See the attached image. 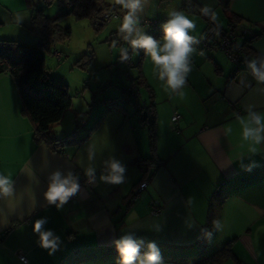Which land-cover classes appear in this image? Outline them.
<instances>
[{
	"label": "crops",
	"instance_id": "1",
	"mask_svg": "<svg viewBox=\"0 0 264 264\" xmlns=\"http://www.w3.org/2000/svg\"><path fill=\"white\" fill-rule=\"evenodd\" d=\"M193 1L199 6L211 5L217 20L213 22L188 10L183 0H151L141 17L147 34H152V28L143 21L167 17L173 8L195 20L196 31L192 35L198 39L211 25L225 29L231 13L240 24L254 23L259 28L260 32L249 42V57L236 64L219 48L195 45L192 71L183 96H178L164 91L152 62L143 55L140 70L134 67L132 74L134 79L141 73L144 83L137 88L141 95L129 92L131 101L125 98L121 105L110 106L109 100L115 97L103 91L92 124L86 128L85 121L81 125L85 130L75 136L81 140L77 144L52 150L37 143L31 123L21 113V100L12 77L9 73L0 74V173L14 179L15 188L23 197L9 202L8 206H15V213L8 216L6 225L0 226V264H116L113 240L127 231H136L145 244L155 242L164 264H192L227 241L235 258L243 264H264V146L261 154L251 157L255 166L244 170L237 160L249 153L246 145L241 146L240 129L235 123V116L245 115L249 105L264 112V84H258L247 68V61L264 50V0H232L227 14L221 10L220 0ZM38 8L49 16L53 11L51 17L60 14L55 2L0 0V39L35 40L29 26ZM117 19L119 22L111 31L119 28L120 18ZM118 45L128 47L123 40ZM129 52L136 62L139 54L133 56ZM124 85H117L118 93L127 88ZM151 102L155 112L156 163L147 174L145 187L127 204L129 194L143 179L140 163L152 153L147 127L140 124L133 105ZM173 112L179 115L176 124L171 120ZM65 114L64 111L62 118ZM229 124L233 132L226 135ZM50 130L54 137L74 139L72 135L68 137L69 133L65 135L67 132L60 134L55 124ZM89 145L96 150V183H80L78 194L61 211L48 206L43 196L48 173L60 168L84 176L88 165L85 149ZM110 156L127 167L122 184L99 180L101 161ZM243 163L249 165V158ZM153 201L161 209L159 215L150 213ZM0 207L7 206L0 202ZM40 217L48 218L46 227L63 241L54 255L36 243L32 224ZM213 220L220 222L219 231L213 229ZM186 221L195 226L187 227ZM155 224H159L160 231L151 230ZM202 228L212 231L211 240L205 238ZM17 250L26 255V263L18 258ZM219 264L236 262L228 257Z\"/></svg>",
	"mask_w": 264,
	"mask_h": 264
},
{
	"label": "clouds",
	"instance_id": "2",
	"mask_svg": "<svg viewBox=\"0 0 264 264\" xmlns=\"http://www.w3.org/2000/svg\"><path fill=\"white\" fill-rule=\"evenodd\" d=\"M192 6V0H187ZM151 4V0H114V5L119 6L122 17L117 32L119 39L126 42L128 47L120 49V62L130 59L129 51L144 55L153 64L156 78L161 82L164 91L169 94L183 96L184 88L187 86V78L192 71V56L196 52L195 45L201 42V38L192 35L196 31V22L185 14L183 10L173 8L167 13V19L162 23V36L157 39L147 34L141 22L145 9ZM199 13L215 22L217 14L209 4L196 6ZM219 35V33H216ZM113 41V47L116 46ZM203 55V53H200ZM247 68L251 76L258 84H264V50L258 52L247 61ZM245 115L237 114L235 123L240 129L241 146H247L249 155H241L237 161L246 171L255 166L251 157L261 154V146H264V112L256 111L255 107L249 105L245 108ZM233 132L232 125L225 127V134ZM87 152L88 165L84 168V176L88 184L97 181L96 150L89 145ZM249 158V165L245 166L243 161ZM99 180L113 185H119L126 180V165L114 156L101 161ZM80 176L72 170L56 168L47 175V187L43 193L44 200L48 206H55L58 211L63 210L70 198L80 191ZM23 199L15 188L14 179L0 173V202L7 207H0V226L7 224L10 214L15 213V206H8L9 202ZM47 217H40L32 224L33 233L36 235V243L46 250L49 255H54L60 250L63 241L53 229L47 228ZM187 227L195 226L194 222H187ZM213 229L220 230V222L212 221ZM152 231H160L159 224H155ZM205 238L211 240L212 231L202 228ZM117 252L116 264H164L160 249L155 242H147L136 235V231H127L113 240Z\"/></svg>",
	"mask_w": 264,
	"mask_h": 264
},
{
	"label": "trees",
	"instance_id": "3",
	"mask_svg": "<svg viewBox=\"0 0 264 264\" xmlns=\"http://www.w3.org/2000/svg\"><path fill=\"white\" fill-rule=\"evenodd\" d=\"M46 1L48 3L55 2L60 7V14L51 17L45 14L41 8L33 12L29 30L34 34L35 40L0 39V74L9 73L12 77L20 96L21 113L29 120L33 127V139L37 143L45 144L52 150H61L65 145L69 143L77 144L81 140L67 139L66 136L57 138L52 136L50 132L51 127L61 120L64 111L72 104V96L69 92L68 83L62 79H54L50 75L49 69L45 63L46 53H49L50 50H56L52 48L58 43L64 42L71 35V26L62 25L60 19L67 15H72L75 19H85L91 25L92 30L95 33H99L108 22L103 16L105 12L116 11L118 13V18L122 17V12L119 6L114 5V0ZM231 1L232 0L219 1L221 10L225 14L229 13ZM183 3L188 10L199 12L196 7L199 5L193 0L192 6L188 4L187 0H183ZM228 15L230 17L228 24L239 23V18L236 17V15L231 13ZM209 29L219 31L220 33L224 30L215 28L214 25H211ZM112 32L116 34L118 29ZM259 32L260 31L256 32L243 43L248 50V55L251 54L249 42ZM151 35L158 39L162 35V28L152 29ZM115 40L117 42L116 44L121 42L117 34ZM42 43L44 45H42ZM92 55L93 53L91 51L84 54L87 59H92ZM143 55V51H140L137 61L133 62L131 66H135L140 70ZM248 55L242 56L240 60L249 57ZM238 62L236 64H238ZM132 80L135 81L137 87L144 83L140 72L137 77ZM125 89L122 93L125 92ZM130 93L125 92V98L131 101L129 98ZM121 103V101H117L115 98L109 100L110 106L121 105ZM134 104L139 105L138 103ZM143 106L147 109L145 118L143 117L142 110L135 109L134 112L141 120L148 121L147 132L149 147L152 153L150 157L144 159L143 162L140 160L142 163H140V165L143 168L141 171L142 178H145L150 174L151 166L156 163L153 155L155 146V112L153 102ZM77 123L79 125V121ZM135 195L136 191H132L126 203L130 204L135 198ZM228 257L234 258L236 264H243L235 258L229 241L203 258L194 261L192 264H219Z\"/></svg>",
	"mask_w": 264,
	"mask_h": 264
},
{
	"label": "rangeland",
	"instance_id": "4",
	"mask_svg": "<svg viewBox=\"0 0 264 264\" xmlns=\"http://www.w3.org/2000/svg\"><path fill=\"white\" fill-rule=\"evenodd\" d=\"M50 12L52 13L48 14L54 15L53 11ZM116 21L119 22V19L107 22L102 31L95 33L87 20L75 19L72 15L65 16L60 23L71 26L72 32L69 38L55 46L61 53V59L57 60L46 53L45 63L50 75L54 79L66 81L72 96V104L65 110L66 116L55 127L60 134L67 132L65 135L69 133L68 137L72 135L74 140L78 139L75 136L85 130L80 126V121L88 123L86 128L92 124V115L96 112L97 101L102 97L103 91L123 102L122 92L118 93L117 85L124 83L128 87L134 82L132 74L135 66L120 62L121 46L116 44L113 47L117 33H113L111 29ZM89 51L93 53L92 59L84 56ZM134 59L132 57L133 62ZM139 92L141 95L140 89ZM75 120L79 121V125Z\"/></svg>",
	"mask_w": 264,
	"mask_h": 264
},
{
	"label": "built area",
	"instance_id": "5",
	"mask_svg": "<svg viewBox=\"0 0 264 264\" xmlns=\"http://www.w3.org/2000/svg\"><path fill=\"white\" fill-rule=\"evenodd\" d=\"M103 16L109 22L114 18H118V13L116 11L105 12L103 14ZM166 19H167V17H165V18H162V17L147 18L143 22L145 25L150 26L152 29H157V28H161L162 23ZM262 29H264V27H262ZM258 31H259V28L254 23H248V24L229 23L227 25V27L222 31V33H220L219 31L211 30V29L205 30L202 33V35L199 37V38L203 37V39H201V42L199 43V45L201 47L219 48L225 52V54L229 58V60H231L233 63H237L242 56L248 55V50L243 45L244 41L249 39L251 36H253ZM217 32L219 33V35L216 34ZM42 45H44V44L42 43ZM49 53L52 56H54L57 60L61 59V53L59 51L50 50ZM129 56H130V59L127 61V64L132 65L133 61L131 59L130 52H129ZM132 81H134V80H132ZM137 88L138 87L134 81L131 83L130 86H128L125 89V92H132V93H134L135 96H139L140 93L138 92ZM125 92L121 93L122 101L126 100L125 99ZM133 107H134V109L142 110L143 117L144 118L146 117V113H147L146 110L147 109L145 108V106L134 104ZM178 118H179L178 113L173 112V114L171 115V120L173 121V123L176 124L178 121ZM139 121H140L141 125H144L146 127L148 126L147 120L143 121L139 117ZM84 123H85L84 121H80V125H83ZM142 170H143V168L140 165V171H142ZM148 178L149 177L146 176L145 178H143V180L141 182H139V184L137 185V188H136L137 194L139 193L140 190H142L145 187ZM80 183H87L85 176H80ZM89 185H91V184H89ZM75 196H73L72 198H75ZM160 212H161V209L158 206V204L154 201L151 202L150 203V213L152 215H159ZM16 255L24 263H26L28 261L26 255L21 250H17Z\"/></svg>",
	"mask_w": 264,
	"mask_h": 264
}]
</instances>
